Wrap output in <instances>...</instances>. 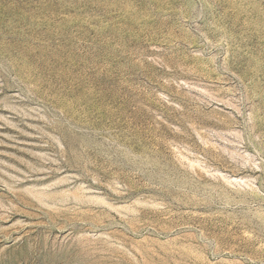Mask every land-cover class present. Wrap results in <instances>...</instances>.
<instances>
[{
	"label": "rangeland",
	"instance_id": "obj_1",
	"mask_svg": "<svg viewBox=\"0 0 264 264\" xmlns=\"http://www.w3.org/2000/svg\"><path fill=\"white\" fill-rule=\"evenodd\" d=\"M0 264H264V0H0Z\"/></svg>",
	"mask_w": 264,
	"mask_h": 264
},
{
	"label": "bare ground",
	"instance_id": "obj_2",
	"mask_svg": "<svg viewBox=\"0 0 264 264\" xmlns=\"http://www.w3.org/2000/svg\"><path fill=\"white\" fill-rule=\"evenodd\" d=\"M76 193V192H75ZM44 195V194H43Z\"/></svg>",
	"mask_w": 264,
	"mask_h": 264
}]
</instances>
